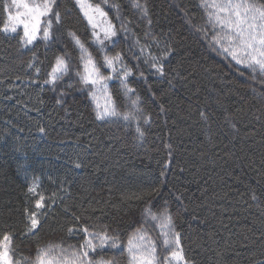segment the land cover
Returning <instances> with one entry per match:
<instances>
[{
    "label": "trees",
    "instance_id": "trees-1",
    "mask_svg": "<svg viewBox=\"0 0 264 264\" xmlns=\"http://www.w3.org/2000/svg\"><path fill=\"white\" fill-rule=\"evenodd\" d=\"M90 2L116 35L98 40L76 0H55L32 44L21 26L0 32V236L14 259L78 249L87 227L111 238L96 260L129 264V238L144 235L163 264L170 216L187 264H264V77L216 46L202 0H139L147 14ZM89 57L111 79L84 84ZM57 58L67 71L46 83ZM106 106L120 116L97 119Z\"/></svg>",
    "mask_w": 264,
    "mask_h": 264
},
{
    "label": "snow or ice",
    "instance_id": "snow-or-ice-1",
    "mask_svg": "<svg viewBox=\"0 0 264 264\" xmlns=\"http://www.w3.org/2000/svg\"><path fill=\"white\" fill-rule=\"evenodd\" d=\"M55 0H11V6L5 5L4 11L8 13L7 19L3 22V27L0 32L5 34L17 32V28L23 27L22 42L32 44L37 38V33L40 31V24L42 17H48L53 11ZM107 3V0H105ZM77 6L87 18L89 24L93 29L97 28V17L103 18L106 24L104 28L105 37L116 35V32L107 20V14L99 5H93L90 0H76ZM134 8H139L146 13L143 5L139 0H132ZM202 6L210 8L211 11L207 13L208 22L213 29H220L214 37V43L220 47L224 53L231 56L235 64L240 65L241 68L251 69L252 73L259 74V77H264V0H202ZM114 8L119 9V4H114ZM11 8L15 9L13 13ZM57 22H59V13H55ZM51 21L48 26L43 29V38L45 40L50 38ZM95 35V32H94ZM79 44V40L76 41ZM83 49V46L81 45ZM120 59L117 55L114 59L105 57V63L109 67H114V60ZM152 67L161 76L164 75L163 67L154 63ZM67 71L65 61L57 58L56 64L52 67L49 73V80L46 83L54 84L60 75ZM85 74L82 76L84 84H91L96 86L105 79L111 77H104L100 74V70L93 63L91 57L87 60L84 66ZM130 71H125V76L130 75ZM264 83V79H261ZM127 88V85H124ZM106 87V86H105ZM132 91V89H128ZM59 103V101H57ZM135 104V101H133ZM99 107V106H98ZM203 116L204 114L201 113ZM120 113L110 106H106L103 112H97V119L105 117H119ZM124 120L129 119L128 114L123 115ZM43 131V129L41 130ZM139 132V129L137 130ZM142 136L143 133H140ZM77 167L80 165L77 164ZM34 189L29 188V192ZM43 196L36 201V207L39 209L43 207ZM253 199H256L253 196ZM30 218L29 231L37 228L39 220L37 213H28ZM153 220H157L156 215H152ZM161 227L167 229L164 233V247L168 251V255L164 258L163 264H187L186 258L180 248V235L172 228L170 216H165ZM72 229L69 232L72 233ZM85 232L84 243L79 245L78 249L69 246L67 249H59L58 255L52 254V248L47 250H38L35 264H113L111 260H105L103 257L96 260L90 253H94L97 247L103 248L108 240L111 239L107 234L90 233L88 228L83 229ZM99 239V245L93 242L94 239ZM59 248V246H56ZM111 247H119L115 239ZM13 236L5 233L0 236V264H21L20 260L14 259L12 254ZM69 249L71 253L69 254ZM127 252L129 254V264H159V256L157 247L154 242L146 238L144 235L139 237H131L127 243Z\"/></svg>",
    "mask_w": 264,
    "mask_h": 264
},
{
    "label": "rangeland",
    "instance_id": "rangeland-1",
    "mask_svg": "<svg viewBox=\"0 0 264 264\" xmlns=\"http://www.w3.org/2000/svg\"><path fill=\"white\" fill-rule=\"evenodd\" d=\"M14 12H15V9H13ZM98 18V17H97ZM97 28L93 29L94 32H95V36L96 38L99 40L101 38H104L103 35H105V32H104V28L106 27V24L103 22V19L101 20V18L99 17L98 21H97ZM91 26V25H90ZM22 27V26H21ZM92 27V26H91ZM93 28V27H92Z\"/></svg>",
    "mask_w": 264,
    "mask_h": 264
}]
</instances>
